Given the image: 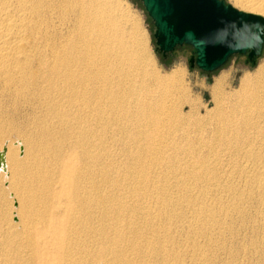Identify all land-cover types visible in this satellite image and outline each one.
<instances>
[{
    "label": "bare ground",
    "instance_id": "obj_1",
    "mask_svg": "<svg viewBox=\"0 0 264 264\" xmlns=\"http://www.w3.org/2000/svg\"><path fill=\"white\" fill-rule=\"evenodd\" d=\"M235 3L264 15V0ZM123 23L117 0H0V80L23 103L37 95L42 112L21 158L0 147V171L10 168L25 212L20 231L4 228L0 264H264V130L255 126L252 140L246 113L233 121L264 94V58L228 109L226 75L211 86L214 135L233 140L228 149L248 139L258 148L243 151L256 174L219 175L218 159H177L188 136L175 131L209 118L194 114L180 69H144L145 34ZM34 203L41 208L26 214ZM236 236L251 241L233 253Z\"/></svg>",
    "mask_w": 264,
    "mask_h": 264
},
{
    "label": "rangeland",
    "instance_id": "obj_2",
    "mask_svg": "<svg viewBox=\"0 0 264 264\" xmlns=\"http://www.w3.org/2000/svg\"><path fill=\"white\" fill-rule=\"evenodd\" d=\"M117 1L119 2V12H122L123 22L126 25V27L125 26L124 27L127 28V30H130V29L132 30L133 28L134 29L136 28L135 30L138 31V33H142L143 35L145 34L144 39H147V40H144L145 48H143V51L145 50L144 57H145L146 64L148 66L151 65L150 66L151 68L147 66V67H144V69L146 71L154 70L160 75L169 74L172 70L177 69V68L180 69L183 74V84L185 88L187 89L193 102L198 108L195 110L194 114L197 117H201V120L202 118H204L203 121H205V118L206 119L209 118L206 124L202 127V129H199L198 127H194L191 124L190 126L185 125V127L187 126L186 128L187 131L183 130L184 126H182L183 128L181 127L182 128L181 132H180V129H178V131H175V133L177 134L175 138H177L178 135L188 136L187 138L182 139V141L180 140L178 142L182 146V149H175V150H178V153H176V155L178 156L177 159L179 160V162L186 161L187 158L190 159L192 155H197L198 157L206 158L211 161L213 160L216 161V159H218L215 162V164L217 166L219 175H222V174L223 175H253V174H256L258 170L253 169L252 164L249 163V161H247V159L243 156V151H245L248 148H252L254 151L258 150V148H256L257 143H255V146H253V145H250L249 142L255 139L254 137L255 126H259V128L261 127V129L263 128L262 130H264V119H263L264 99H262L264 98L263 90L262 89L257 90L254 93L255 95L259 91L257 95L255 96L252 95L254 98L249 99L248 100L249 102L247 101L249 105L250 104L252 105L254 103L255 106L253 104L252 107L254 106L255 108L253 107L248 110L247 108H249V106L247 104H242L240 107L237 108V110H235L237 117H234L233 121L235 120V118H237V122L238 120L241 121V119L243 118V114L246 113L245 122H246V126L248 127L247 134L252 139L251 141H249L248 139L243 144H241L242 142H240L241 144L240 150L235 151L234 148H230V149L226 148V145L234 144L233 140L228 139V141L230 140L229 142L227 141V143H222L220 139H218L217 136L214 135V131H215L214 128L216 126L217 118L213 117L215 116V114H214V110L212 109L213 102H212V95H211V86L213 82L220 75H226L227 85L229 86L225 88V91L228 92L227 96L231 98L228 99L229 101L225 100L226 102L224 103V108L226 107L225 108L226 110L228 109L227 107L234 105V103L236 102V97L232 95L238 89L239 80L241 79L243 74L253 75L257 67L261 64L262 59L264 58V41H263V47H262L260 55L254 57L253 60H248L246 55L235 54V55H232L226 61V63H224L217 70L211 73H205L199 70L196 66L190 67L189 59L194 55V51L188 45L177 46L174 48L173 51L167 53L164 56L157 50L155 38L153 36L154 31H155L153 21L148 16L140 0H117ZM224 1L226 4L231 5L233 8L239 11H243V12L246 11L240 5L236 4L235 0H224ZM258 15L264 17L263 14H258ZM135 24H138L139 26L138 25L136 26ZM133 25H135L136 27ZM134 29L132 31H135ZM135 33L137 34V32ZM13 94H14L13 87H11L10 85H7L3 81V79L0 80V142L2 144V145L0 144L1 145L0 147H2L1 149L4 150L5 152H7L8 149H11V151H13V153L16 154L18 158H21L23 156L21 151H24V149L27 148L26 138L29 139L30 135L31 137H33L34 135L35 136L37 135L36 134L38 132L37 123L40 120V116L42 112H40L41 110L40 111L38 110L40 108H39V104L37 101L38 98H36L37 95H35L36 99L34 98L35 102L37 101L36 103L33 101L34 96L32 97L28 95L29 98L33 99V100L32 99L30 100L27 97L28 102L31 103L30 105L28 102L27 104L23 103L22 102L23 100H21L22 98L20 97H18L17 99V96H16L15 98L14 97L15 95ZM174 98H175V95L173 96V98L171 97L172 99L171 102H168L169 104L167 103L169 105V107L167 108H171V107L173 108L174 106L173 104L176 101V98L175 99ZM255 98L259 100L258 106H261L260 105L261 103L263 108L262 107L259 108L257 106L258 103H256L257 100ZM173 99L175 100L174 102H173ZM255 100L256 102H254ZM21 103H23L24 105H22ZM32 103L33 105H35V109L40 112L39 114L38 113L36 114L37 111H34V106H32ZM245 109H247L248 111ZM187 110L188 108L185 107L183 112H187ZM257 112L263 115L261 116ZM190 119H192V117ZM32 120H33V123H32ZM36 120H37V123H36ZM261 120L263 122H261ZM12 122L16 125H14ZM257 123L258 125H256ZM168 136L170 137L171 134H169ZM177 139L179 140L180 138H177ZM258 141L259 139H256V142ZM110 144H111L112 153L115 154L113 156H115L117 160L121 159L120 161L123 162V157H120L122 155H120L121 151H120L119 143L110 142ZM186 146L188 148H186ZM171 150L173 149H170L169 151H167V154H173ZM121 163L120 165L118 164V168L117 170H115L116 172L121 173L124 171V165L122 164L123 165L122 166L123 168H122ZM9 170H8V173H5V174L2 171H0V240H2V236L4 235L3 231L6 226L11 227L13 231H20L22 228L20 220H22L23 218L22 215H25L24 210L23 209L21 210V208L18 207V202L20 201L21 197L23 199V196H21L18 189H16L17 187L10 185V183L8 182L9 181L8 175H10ZM38 204L37 203L32 204L30 206L32 208L29 207V210L26 214L28 213L30 214V212H32L31 215L36 214V210L41 208L40 204L39 205ZM247 234L245 233V235ZM236 237H238L240 240L238 238H235L234 241L232 242L231 248H232L233 253H236V252L238 253V251L243 246L247 245L246 242L248 243V241L249 242L251 241L249 237H246V236H245L246 238L243 239L244 241L240 238V236H236ZM242 241H243V244L245 243V245L242 244ZM255 243L256 242L254 241V244ZM1 246L2 245L0 242V248ZM240 246L241 248L239 249ZM237 260L238 261L243 260V262L245 263L247 262H251V264L255 263V259H252L249 257L243 259L241 256H238ZM256 262L257 263L255 264L261 263L258 260Z\"/></svg>",
    "mask_w": 264,
    "mask_h": 264
},
{
    "label": "water",
    "instance_id": "obj_3",
    "mask_svg": "<svg viewBox=\"0 0 264 264\" xmlns=\"http://www.w3.org/2000/svg\"><path fill=\"white\" fill-rule=\"evenodd\" d=\"M153 21L157 50L164 56L188 45L190 67L205 73L220 68L235 54L259 56L264 17L239 11L224 0H140Z\"/></svg>",
    "mask_w": 264,
    "mask_h": 264
},
{
    "label": "trees",
    "instance_id": "obj_4",
    "mask_svg": "<svg viewBox=\"0 0 264 264\" xmlns=\"http://www.w3.org/2000/svg\"><path fill=\"white\" fill-rule=\"evenodd\" d=\"M177 47V46H176Z\"/></svg>",
    "mask_w": 264,
    "mask_h": 264
}]
</instances>
